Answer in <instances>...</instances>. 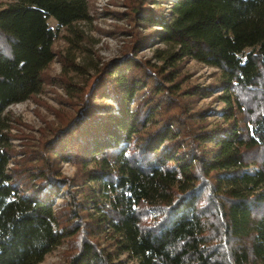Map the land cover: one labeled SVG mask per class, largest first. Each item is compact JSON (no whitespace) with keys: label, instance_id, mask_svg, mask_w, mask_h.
Masks as SVG:
<instances>
[{"label":"trees","instance_id":"trees-1","mask_svg":"<svg viewBox=\"0 0 264 264\" xmlns=\"http://www.w3.org/2000/svg\"><path fill=\"white\" fill-rule=\"evenodd\" d=\"M150 1L135 13L219 70L218 117L189 110L197 89L166 64L132 55L97 69L41 160L15 168L5 112L43 91L49 20L82 37L90 1L0 0V264H41L70 241L67 264H264V0H169L159 16ZM47 150L81 167L82 201Z\"/></svg>","mask_w":264,"mask_h":264},{"label":"rangeland","instance_id":"rangeland-1","mask_svg":"<svg viewBox=\"0 0 264 264\" xmlns=\"http://www.w3.org/2000/svg\"><path fill=\"white\" fill-rule=\"evenodd\" d=\"M2 1L8 3L11 0ZM89 1L90 18L77 26L82 37L59 27L53 18L49 20L50 26L57 29L58 37L55 42L56 59L44 73L43 91L27 101L11 105L5 112L10 119L15 168H21L27 161L35 163L41 160L38 155L45 147L43 144L52 139L53 129L76 113L78 89L86 85L88 79L94 78L97 69L110 66L112 61L119 63L132 55L150 68L166 64L169 70L175 72L183 91L197 89L192 98L182 94L190 101L191 112L208 110V120L214 121L218 117L216 113L225 106L219 97L222 93L219 88L207 95L217 85L219 70L193 59L175 41L163 39L156 32L162 29L161 26L143 20L135 13L133 5L136 0ZM169 3V0H151L148 7L158 16L168 15L171 10ZM46 156L54 160L51 151L47 150ZM55 159L53 162L59 172L74 181L70 191L76 192V201H82L81 190L86 186L82 185L81 167ZM73 199L71 195L69 198L61 197L58 203L64 209ZM82 215L84 217L87 213ZM101 238V244L105 245V237L102 235ZM73 245L74 242H65L47 254L41 264H67ZM121 258H127V255Z\"/></svg>","mask_w":264,"mask_h":264}]
</instances>
